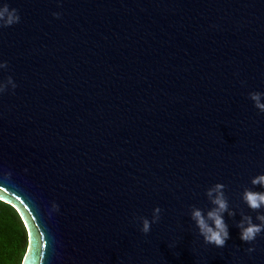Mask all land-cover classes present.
I'll list each match as a JSON object with an SVG mask.
<instances>
[{
	"label": "water",
	"instance_id": "1",
	"mask_svg": "<svg viewBox=\"0 0 264 264\" xmlns=\"http://www.w3.org/2000/svg\"><path fill=\"white\" fill-rule=\"evenodd\" d=\"M4 2L21 19L0 29V81L17 85L0 93V200L27 230L21 264H264V232L248 244L236 226L259 223L244 188L264 191L248 96L264 92V0ZM217 182L236 213L223 248L190 217Z\"/></svg>",
	"mask_w": 264,
	"mask_h": 264
},
{
	"label": "clouds",
	"instance_id": "2",
	"mask_svg": "<svg viewBox=\"0 0 264 264\" xmlns=\"http://www.w3.org/2000/svg\"><path fill=\"white\" fill-rule=\"evenodd\" d=\"M52 15L59 18L61 14L53 12ZM20 19L18 9L10 7L7 2L0 3V29L17 24ZM7 67L8 62L0 60V69H6ZM6 85H11L12 89L17 87L13 78L8 76L6 81H0V93L7 90ZM248 96L253 101L254 107L260 112H264V102L261 99L264 97V92L250 91ZM251 184L264 188V174L254 176L251 179ZM225 188V184L217 182L205 190V195L212 205L206 215L202 209L194 205L190 206V217L198 228L199 235L203 237L206 244H212L218 248H223L229 239L228 226L225 223L223 214L225 212L229 216H235L236 214L229 207V201L224 191ZM241 198L252 211L257 213L255 219L259 221V223H254L251 215L242 213L241 219L236 224L240 229V239L245 243L252 244L256 237L264 232V212L261 211V209H264V191H255L245 187ZM52 209L58 210V205L53 203ZM161 212L162 209L156 206L152 211L151 220L144 216L137 217L136 219L141 222L140 231L145 234L149 233L151 225L159 222ZM246 251L251 253L255 251V248L249 247Z\"/></svg>",
	"mask_w": 264,
	"mask_h": 264
},
{
	"label": "trees",
	"instance_id": "3",
	"mask_svg": "<svg viewBox=\"0 0 264 264\" xmlns=\"http://www.w3.org/2000/svg\"><path fill=\"white\" fill-rule=\"evenodd\" d=\"M27 245V230L18 211L0 200V264H21Z\"/></svg>",
	"mask_w": 264,
	"mask_h": 264
}]
</instances>
